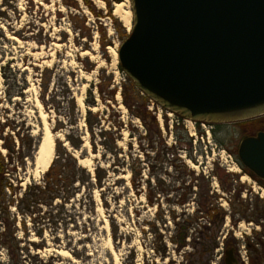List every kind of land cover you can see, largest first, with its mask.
<instances>
[{
	"label": "rangeland",
	"instance_id": "obj_1",
	"mask_svg": "<svg viewBox=\"0 0 264 264\" xmlns=\"http://www.w3.org/2000/svg\"><path fill=\"white\" fill-rule=\"evenodd\" d=\"M109 1L0 0V264H198L205 259V222L189 223L198 200L225 213L223 224L211 227L217 247L209 264H223L229 249L235 264H257L252 252H264V186L235 159L241 139L264 125L256 130L243 121L217 129L182 121L192 144L178 145L177 117L145 98L162 132L148 144L141 121L122 102L128 82L114 55L119 29L128 30L130 3ZM91 98L95 104L87 106ZM45 128L62 182L70 176L68 153L92 181L76 195L61 184L52 205L26 210L25 198L34 193L28 185L42 186L50 167L26 175ZM96 168L105 175L99 182ZM177 223L184 228L181 247L173 244ZM62 250L69 256L59 255Z\"/></svg>",
	"mask_w": 264,
	"mask_h": 264
},
{
	"label": "water",
	"instance_id": "obj_2",
	"mask_svg": "<svg viewBox=\"0 0 264 264\" xmlns=\"http://www.w3.org/2000/svg\"><path fill=\"white\" fill-rule=\"evenodd\" d=\"M128 1L117 62L143 96L194 123L264 116V0ZM236 155L264 182V131L243 137ZM235 263L226 250L223 264Z\"/></svg>",
	"mask_w": 264,
	"mask_h": 264
},
{
	"label": "trees",
	"instance_id": "obj_3",
	"mask_svg": "<svg viewBox=\"0 0 264 264\" xmlns=\"http://www.w3.org/2000/svg\"><path fill=\"white\" fill-rule=\"evenodd\" d=\"M84 3L86 5H90V0H83ZM103 2H105V4L108 6L110 5V1L109 0H102ZM117 3L121 2L122 0H114ZM109 15H110V10H109ZM119 43H121L126 37H127V32L124 30V28H120L119 29ZM106 44H102L103 47H105ZM117 68L119 70V72L123 75V72L119 66V64H117ZM124 76V75H123ZM126 81L128 82V85H124L121 91V96H122V102L125 105V107L132 113V115L134 117H137L143 127H144V139H146L148 144L153 143V141H155L153 139L154 136H157L159 138H162V132H161V128L159 126V122L156 119V116L154 114H152L151 111H149L147 104L145 102L149 101L146 97H142V95L140 94L139 91L136 90V88L134 87L133 83L127 78ZM89 94L91 95V92H89ZM132 100L131 97L132 96ZM147 101H145L146 99ZM95 104L94 98H91L90 101L86 102L87 106H93ZM88 115L90 114V112L88 111L87 113ZM263 119V120H262ZM264 117L260 118V119H256V120H251V121H246L243 123H240L242 126H246V124L251 125L252 127H255V129H259L258 127L261 125H264ZM174 125V129H175V144L178 143V145H181L182 142H187L188 145L190 146L192 144V137H189V134L186 130V128L184 127V125L182 124V120L181 119H177L175 121ZM217 129L220 128L219 125L215 126ZM168 126L165 123V129H167ZM213 135L215 136L214 131H212ZM201 136V135H200ZM68 137H66L67 139ZM111 139V143L110 145L113 146V148H116V138L114 136H110ZM220 142V141H219ZM71 145L73 148H77L80 147V145H75L70 141ZM221 145V143H219ZM170 150L174 151L175 154L177 153V148H175L174 146H171L169 148ZM192 147H190V153L192 152ZM173 152V153H174ZM190 153H188L187 157L189 159H191V155ZM172 155V153H171ZM68 157H69V162H68V168L70 171V176L67 178V184H64L62 182V177H61V168H62V164L59 165V168L55 169V164L58 163V159L59 158H55L52 161V164L50 165L49 169L44 173L43 175V185L41 186L40 184H35L33 186L28 185V189L30 191H34V193H32V197L30 198H25L26 201V205H25V209L29 210L30 207H37V206H42V204H48V205H52V203L60 198L61 194H60V186L62 184V187L65 186V188H67L68 186V194L70 195H76L77 192L81 189H79V186L82 185V187L84 186H89L91 181H92V177L91 174L88 170H86L85 168L81 167L80 165H78L77 160L75 159V157L73 156V154L68 153ZM237 165L240 167V169L244 172L247 173L248 175H250V177L254 178V176L249 173L248 171H246L241 164L239 163V161L237 159H235ZM183 165V164H182ZM184 166V165H183ZM2 167V165H1ZM54 171V172H53ZM102 170L99 168L94 169V173H95V178L97 179V181L99 182L100 180H102L101 178H104L105 175H102L100 172ZM186 175V174H184ZM260 184H262L264 186V183H262L261 181H258ZM76 183H78V185L76 186ZM136 186H134V188H138L137 184H134ZM31 193V192H30ZM183 197H186V195H181ZM203 196V195H202ZM27 197V195H26ZM199 197V196H198ZM204 198H206L205 196H203ZM70 199V197H66L64 198V201H68ZM63 200V199H61ZM185 200V199H183ZM183 200L181 201V203L183 202ZM183 204V203H182ZM197 204V210L194 211V216L189 218V223L192 220V222H196L199 219H202V221L205 222V224H201L200 229H201V233L203 234V237L200 239L201 243H200V247L204 248L203 251L201 252L203 254V257L205 255V259L204 260H200L198 262V264H209L210 263V257L212 256V250L214 248L217 247V243H216V232L215 230H213V228H211L212 226H214L215 224H219L217 226H221L223 224V219H224V212L222 211V209L220 208H214L210 206V203L206 204L201 202L200 200H198V202H196ZM203 204V205H202ZM210 206V207H209ZM6 210V209H5ZM31 213H33L31 211ZM199 213H201V216H198ZM262 216H259L257 219H254V223L256 225H260V220H262ZM249 222V221H247ZM182 225L177 223V231L179 229V235L176 234L174 240H173V244L177 245V247H181L183 246V242H184V238L185 236L181 233V228ZM184 229V228H183ZM184 231V230H183ZM263 243V241L257 240V244H261ZM226 246L229 245V242L225 241ZM164 253H162V256ZM207 254H209V256H207ZM252 254L255 257V260L258 262L257 264H261L262 261L264 260V252H252ZM261 258H260V256ZM221 264V263H219Z\"/></svg>",
	"mask_w": 264,
	"mask_h": 264
},
{
	"label": "bare ground",
	"instance_id": "obj_4",
	"mask_svg": "<svg viewBox=\"0 0 264 264\" xmlns=\"http://www.w3.org/2000/svg\"><path fill=\"white\" fill-rule=\"evenodd\" d=\"M124 5V3L117 4V10L120 11V8ZM126 17L124 18L127 29L129 30L130 28V18L131 14L129 11H125ZM116 55V53H114ZM190 126L191 122L186 121ZM53 153H54V139L49 131L48 128H45L44 132L42 133V136L37 144V147L35 149L34 155H33V160L32 163L28 164V171H27V176H31L33 178L38 177L41 173H44L48 167L50 166L52 159H53ZM244 180H246V177H243ZM59 255H63L68 257L69 253L67 251H59Z\"/></svg>",
	"mask_w": 264,
	"mask_h": 264
}]
</instances>
